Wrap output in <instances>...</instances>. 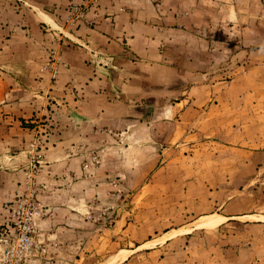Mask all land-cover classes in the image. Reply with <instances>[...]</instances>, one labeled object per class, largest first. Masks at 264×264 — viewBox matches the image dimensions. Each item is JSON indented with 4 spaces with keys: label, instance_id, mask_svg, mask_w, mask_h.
<instances>
[{
    "label": "crops",
    "instance_id": "crops-1",
    "mask_svg": "<svg viewBox=\"0 0 264 264\" xmlns=\"http://www.w3.org/2000/svg\"><path fill=\"white\" fill-rule=\"evenodd\" d=\"M0 5V17L11 12L15 20L5 25L0 18V51L14 53L12 72L0 71V91H5L0 93V103L11 106L0 108V149L26 145L33 127L18 124L20 117L29 118L37 111L59 113V122L51 129L59 134L51 137L44 151L46 178L54 187L46 196L50 199L44 223L54 228L53 210L62 206L57 215H67L59 219L60 228H65L71 215L85 209L87 182H91L90 190H102L110 176L124 178L125 186L142 203L151 197L156 212L170 211L168 205L178 195L182 210L190 201L186 210L191 215L184 223L167 218L160 227L170 228L135 240L126 239L134 223L116 220L108 230L109 243H115V234L134 244L111 252L110 258L121 250L128 252L116 264H134L130 261L134 249L150 242L158 246L145 254L159 253L155 263L165 264L180 240L188 242L183 264H203L198 255L191 256L194 230L222 231L241 220L262 222L240 220L257 214L231 212L226 206L234 194L243 193L229 192L244 172L242 165L263 162L264 0H104L89 12L91 25L63 29L59 26L67 13L66 0H3ZM228 35L231 40H224ZM90 39L106 49L123 50L135 61L120 64L122 72L108 66L96 70L79 45ZM51 50L66 66L55 79L43 67V57ZM8 84L13 87L4 88ZM22 85L43 90L24 93ZM43 102L44 108L39 105ZM98 126L119 135L112 136L109 145H101L104 136L96 134ZM209 143L221 148L213 149ZM97 146L102 150L101 164L91 170L88 180L82 176V165L89 160L85 152ZM260 168L256 165L257 182ZM19 180V173L0 170V222L6 217V202L20 190ZM69 197H77L78 204H67ZM212 214L221 217L216 227H197L199 217ZM179 228H190V232L157 242ZM66 229L68 235L74 233ZM119 230L124 236L117 235ZM164 244L162 252L159 247Z\"/></svg>",
    "mask_w": 264,
    "mask_h": 264
},
{
    "label": "rangeland",
    "instance_id": "rangeland-1",
    "mask_svg": "<svg viewBox=\"0 0 264 264\" xmlns=\"http://www.w3.org/2000/svg\"><path fill=\"white\" fill-rule=\"evenodd\" d=\"M2 1L3 0H0V4ZM20 1L22 2V0ZM66 2L67 13L60 23L59 28L61 29L75 28L82 24L91 25L93 20L88 15L89 12L99 7L101 3H104V0H66ZM74 6L81 8L80 13L77 15L78 17L71 12ZM0 11H2L1 8ZM4 15L6 16L0 18L4 19L5 25H12L15 22L11 16V12ZM16 24L17 23H15V25ZM49 32H58V30L50 29ZM54 37L56 38L57 36ZM231 37L232 36L228 35L227 38L224 37V40L229 41L231 40ZM90 40L91 41L83 40L78 44L81 46V50L84 51L90 63L94 64L96 70L99 66H108L114 71L122 72V68L124 64L129 62L128 60L135 61V57L124 55L125 52L123 50L106 49L102 44L93 39ZM1 52L2 51H0V60L5 61V63L0 64L4 67H0V71H4L6 75L12 72L9 65L13 60L12 55L14 53L10 51ZM28 52L24 51V53ZM56 56L55 52L51 50L43 57L45 58L43 67L46 65L45 68L47 67L46 70L51 73L52 79H55L57 73L63 68V66L66 67L65 64H63V61L60 63V58ZM110 57L112 58L110 59ZM22 86L24 87H20V91L24 93H38V88L33 85ZM9 87L12 88L13 85L8 84L5 85L4 88L9 89ZM38 90L41 92L43 89ZM0 93H5V91H0ZM22 101L25 100L23 99ZM45 101L48 100L45 99ZM5 102L0 103V108L7 104V102ZM44 102L39 105H44ZM13 106H15L14 103ZM5 107L8 108L11 106ZM42 108L44 107L42 106ZM58 117V112H55L54 114L52 112L40 114V111H37V114L29 118L20 117V121H17L18 124L22 122V125L28 126V128L33 127V131L29 132L28 141L25 143L26 145L15 147L13 149L8 145L7 147H2L3 149H0V170L10 171L14 174L19 173L20 175V180L18 181L20 190L6 202L5 210L7 212L4 214H6L7 218L4 217V220L0 222V229H6L7 233L13 231L16 218L15 215H13V207H20V203H23L25 199L34 201L35 207L38 211L35 218L31 220V245L25 253L20 255L18 260L19 264H116L117 262L124 261L128 252L126 250H121L116 256L110 258L109 255L111 252L120 247L127 249L134 247V244L126 239L133 238L135 240L154 233L161 234L163 230L170 227H160V223L166 222V220H168L167 218L170 217L173 218V220H175L174 217H176L181 223H184L187 219H191L189 210H186L190 201L187 202V206H184L185 208L182 210L181 206L178 204L181 199L177 195L168 205L171 209L170 211L162 212L163 210H159L156 212V202L153 201L151 197L146 200L144 199V203H142V201L138 200L135 192L133 191L132 194L129 190L130 187L128 188L125 186V182H123L124 178L121 176H110L107 177L106 181H103L105 184L104 186H101L102 190H98L99 192L96 190H90L91 182H87L89 190L84 196L83 206H85V209L82 207L83 210L81 212H75L74 215H71V222L70 224H67L65 228H60L61 222L59 219H62L67 215L65 214L64 217L61 218L57 215L62 206L58 207V211L53 210L55 219H57L53 221L55 225L54 228L52 225L44 223L48 214L47 205H49L46 200L50 199L46 198V196L51 194V188H54L46 178L47 173L45 172V165L47 162L45 161L46 158L44 151L49 148L51 137L56 135V133V136L59 134L58 132L54 134L51 131L52 126L59 122ZM71 119L72 118L69 116L67 117V121H71ZM31 120L33 121L31 122ZM98 128H96L98 131H96V134L101 132L104 136V138H101L100 140L101 145H109L110 138L119 135L108 129L106 126H98ZM201 141L203 143L205 138ZM201 141H197V143H201ZM209 144L213 149L219 147L218 143ZM85 145L86 143L83 144V148ZM263 151L264 149L261 148L260 152ZM101 152L102 150L99 146L95 147L93 150L85 152L89 160L85 159L88 162H85L82 165V176L84 178L89 180V173L91 170L93 168L96 170L98 166H100ZM188 152L191 153L192 151L189 150ZM243 154L245 156H251V154ZM261 155L263 156L262 163H257L254 160L251 165H242L244 175L243 173L240 174L239 179L234 181L229 192L235 193L237 191H242L243 193L237 192L234 194V200L226 206V209L231 212L240 209L246 213H256L257 215H249L248 217L240 218V220H253L259 218L262 222L259 224H252V222L241 220V223L238 224L241 227H238V225H230L225 227L222 231L216 229L212 231L194 230L191 233L194 236V240L191 242V256L194 254L193 256L197 257L196 255H198V257L204 261L203 264H264V155L262 153ZM256 165L261 166L259 169V177H261V179L258 182L255 181V178L258 175V173L255 172ZM248 175H250V177L245 181V178ZM252 188L256 189L255 193L252 192ZM69 198L70 202L67 201V204H78L77 197H73L72 200V197ZM168 198L169 197H164L165 203L169 202ZM55 200L56 199H54L53 202H55ZM257 203L260 204L259 207L256 206L258 205ZM68 207L69 206H67V208ZM143 207L144 213H142ZM172 209L178 211L175 213V210ZM180 209L182 210L181 212ZM121 218L134 224H132L133 226L127 231L126 239L118 238V236H115L114 234L112 239L115 240V243H109V238L111 237L110 234H108V230L111 229L109 227L115 224L116 220ZM220 220L221 217H215L212 214L210 216L199 217V220L196 221V225L197 227L212 229L220 223ZM76 222H79L80 224H77ZM66 228H71L74 230V233L68 235ZM77 230H81L83 233H77ZM188 232H190V228H179L177 231L174 230L167 233V235L165 234L157 242L159 243L160 241L167 240L175 235ZM117 235L124 236L122 232ZM178 238L179 237L175 239ZM185 243L187 244L188 242L180 240L178 245L176 243L175 250H170L171 253L168 254L166 259H164V262L168 264H183L184 259L188 257V247L185 246ZM157 246H154L153 242H150L140 248L134 249L132 252L133 258L130 261H135L134 264H156L159 253H156L154 256H149L148 254L146 255L145 252L148 250H155ZM163 247H165V244L159 247L162 252L166 251V248ZM226 247H228V249H226ZM200 252L202 253L200 254ZM184 254H186V256ZM0 260V264H2L1 250ZM11 262H13V260Z\"/></svg>",
    "mask_w": 264,
    "mask_h": 264
},
{
    "label": "built area",
    "instance_id": "built-area-1",
    "mask_svg": "<svg viewBox=\"0 0 264 264\" xmlns=\"http://www.w3.org/2000/svg\"><path fill=\"white\" fill-rule=\"evenodd\" d=\"M80 11V7L74 6L71 12L77 16ZM20 205V207H13V215L16 217L13 231L7 233L6 229H0L2 264H19L20 255L25 253L31 245V220L35 218L38 211L34 201L29 199H25Z\"/></svg>",
    "mask_w": 264,
    "mask_h": 264
}]
</instances>
